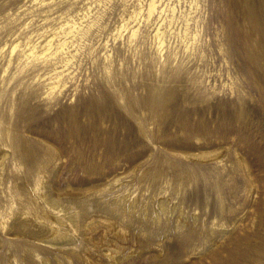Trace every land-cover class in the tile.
<instances>
[{
	"label": "rangeland",
	"instance_id": "rangeland-1",
	"mask_svg": "<svg viewBox=\"0 0 264 264\" xmlns=\"http://www.w3.org/2000/svg\"><path fill=\"white\" fill-rule=\"evenodd\" d=\"M147 1L0 0V221L28 198L39 211L45 183L62 194L104 186L105 200L125 189L137 215L119 264H216L214 253L264 264V0H160L152 21ZM72 15L87 30L49 87L45 61L19 51ZM17 241L29 245L0 228V264Z\"/></svg>",
	"mask_w": 264,
	"mask_h": 264
},
{
	"label": "bare ground",
	"instance_id": "bare-ground-1",
	"mask_svg": "<svg viewBox=\"0 0 264 264\" xmlns=\"http://www.w3.org/2000/svg\"><path fill=\"white\" fill-rule=\"evenodd\" d=\"M159 7L160 0H148L144 8V19L149 21L155 15H158L161 10H163V8L159 9ZM82 16H85V13L79 18ZM129 16H132V13ZM60 17L61 19L57 26L45 28L40 31L36 34V37L24 42V45L19 51L20 58L28 59L30 57L40 59L42 62L45 61L43 63L42 79L46 84H50L49 87H53L61 82L63 75L66 73L65 70L70 65L73 50L70 49V46L74 42H76V44L79 43L85 36L87 30L86 27L82 26V21L76 20L73 15ZM128 20L123 22L121 26H130L131 21ZM133 31L134 30H132V33ZM152 36L157 46L160 47L163 43V31L160 30L159 25L153 29ZM11 49H13V47ZM148 97L149 104L152 108L151 111L153 110L156 112L157 107H162L164 98L162 97V91L158 90L157 87L149 89ZM99 101H101V99ZM95 102L97 101L95 100ZM100 106H102V104ZM91 125H93V123H91ZM80 129L79 127V130ZM66 133L68 132L66 131ZM99 142L95 143L98 144ZM111 142L113 143V141ZM104 145L107 144L104 143ZM3 164L2 155L0 158V179ZM145 176L146 174L144 177ZM117 182L118 178H115L108 185L114 187L117 185ZM24 189L25 184L18 187L19 196H22ZM102 189H104V186L75 193H63V195L57 189L58 192L52 190L51 187L45 183L40 193L32 198L33 201H37L41 204L39 205V211L37 208H27L29 207L27 202L30 201L28 198L24 203L25 208L20 206V208L11 211L10 214L6 215V217L0 221V228L6 236L24 239L28 241L27 244H29L26 245L22 241H17L13 245H11V243L8 244L7 249L11 250V252L13 251L14 254L11 253L13 254L11 258L10 254L9 257L7 256L8 252L5 253L4 257H8L6 260H8L9 263H7L19 264L16 261L15 251L23 250V252L26 254L28 253L32 259L37 255L39 258L37 261L38 264H65V262L72 264L70 258L69 260L66 258L68 254L74 258L78 264H119L120 259L122 260L128 255V253L124 252V243H129L131 241L127 231L133 216L137 215L135 205L136 199H130V195L125 192V189H119L110 194L108 193L109 195H107L109 198L105 200L106 198L101 195ZM157 206L154 209L152 218V222L155 223L159 220V211H162V200L158 201ZM95 213L98 214L95 215ZM96 217H99L98 221ZM141 217L142 219L146 218L144 215L140 216V218ZM221 225L222 224H220V226ZM220 229V234L226 231L222 226ZM50 252H56L53 261L52 257L49 256ZM237 253L240 254V251ZM101 257L106 258L108 262H100L98 258ZM212 258L215 260L216 264H225L230 261L229 257L221 259L218 253H214ZM27 259L30 262L31 259ZM35 259H33L34 262Z\"/></svg>",
	"mask_w": 264,
	"mask_h": 264
}]
</instances>
